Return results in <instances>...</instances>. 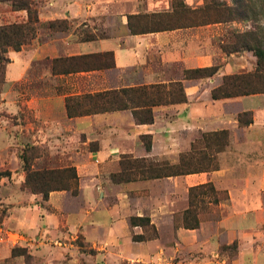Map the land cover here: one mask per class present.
I'll return each mask as SVG.
<instances>
[{"label": "crops", "instance_id": "obj_1", "mask_svg": "<svg viewBox=\"0 0 264 264\" xmlns=\"http://www.w3.org/2000/svg\"><path fill=\"white\" fill-rule=\"evenodd\" d=\"M41 1L45 2L39 7L41 23L67 21L69 28L49 29L46 33L40 30L20 51L9 50L0 107L15 117L24 112L22 107L34 110L44 126L25 129L37 145L74 156L80 194L55 191L45 201L41 194L22 190L24 175L16 157L9 162L10 174L0 176V207L6 209L0 222V239L7 233L18 235V246L27 248L42 264H84L83 259L93 264H168L183 252L207 254L235 240L242 247L255 246L263 236L260 231H264V111L258 95L212 99V90L220 86L219 79L233 71L228 58H222L223 65L219 63L221 55L213 46L214 31L210 33L213 27L132 33L129 16L171 13V0ZM195 1L186 3L193 5ZM106 53L113 54V67L59 71L61 60L63 69L70 66L67 59ZM174 65L187 71L219 66V72L200 82L182 79L187 101L153 107L158 114L153 124H138L131 110L68 116V96L168 85L171 81L163 80L160 73L162 67ZM134 69L141 75L130 80L124 72ZM110 72L117 73L115 79H106ZM35 82L48 84L49 88L44 86L40 95H34L30 88ZM66 88L73 93L65 95ZM249 102L252 106L246 111L253 113V123L241 128L239 114ZM256 102L258 105L253 104ZM22 127L14 128L24 131ZM220 131H233L236 137L217 154L216 170L124 183L112 180L124 156L169 160L178 165L182 153L192 148L194 134ZM144 135L152 138L150 151L141 139ZM77 136L86 139L73 142ZM20 138L10 139L7 128L0 127V165H4L3 158L23 146L17 144ZM91 143H96L97 149L88 157L97 158L96 163L80 156V149ZM206 184L228 193V201L220 203L225 215L216 223L201 222L198 229L176 226V215L189 208L190 190ZM132 218H149L156 234L145 238L148 231L142 225L132 226ZM135 236H143L144 240L136 241ZM80 238L96 251L93 256L82 253ZM57 241L64 246L55 245ZM14 248L0 242V264H25L23 257L13 255Z\"/></svg>", "mask_w": 264, "mask_h": 264}, {"label": "rangeland", "instance_id": "obj_2", "mask_svg": "<svg viewBox=\"0 0 264 264\" xmlns=\"http://www.w3.org/2000/svg\"><path fill=\"white\" fill-rule=\"evenodd\" d=\"M34 2H35L34 4L35 9L37 10L39 15V7L40 5H45V2L41 0H39L38 3L36 0H34ZM183 2L185 6H187L190 9L189 12L184 11V9L181 7ZM208 5L209 7H211V9L206 8V6ZM246 5L247 8H245ZM171 6L173 11L178 12L177 15L174 16V21L188 24L187 25L188 27H202L207 25H211L213 27V29H210V33L211 31H214L215 37L213 39V46L215 53L221 55L220 56L221 59L219 60V63L223 65L224 61L222 60V58L226 57L228 58V62L232 64V68H233L232 73L224 76L222 79H219L218 82L220 83V86H218L215 89H219L222 87L221 93L224 92V93H232V94H237V92H245L246 90L247 91H252L254 89L262 90V93L250 94V95H238V96L234 95L232 97L223 98V99H233L239 97H250L253 95H258L260 96L259 98L260 107L264 111V74L261 73L260 78H258L257 80H253L252 83L248 85L245 84L244 85L245 88L242 90H240L239 87L236 88L237 85L233 87L231 85V80L226 79L228 77H233L235 75H243V74L246 75V74L256 73V70L258 68V58L255 56L254 51L250 50V45H254V46L257 45L259 49L264 50V0H197L193 5H188L186 3V0H171ZM231 9H233L234 13H231ZM27 22L29 21H28V13L26 11H15L11 2H5L0 4V25L13 24V23L22 24ZM51 24L52 22L41 23L39 19V23L31 24L32 25L31 35L35 36L36 33H39L40 30L42 31V33L49 32V29L53 31L59 30L58 28H51ZM209 45H210V40H209ZM9 50H13V49H9ZM5 58H8L10 60L8 54H5ZM51 61L52 60H50L49 62L51 63ZM61 61L62 62L58 64L59 71L61 70L64 71L67 69L73 70L80 67V66L76 67L75 64L73 63L70 64V66L66 65L65 68L60 69V66L64 65L63 64L64 60ZM4 63L6 64V69H7V66L10 62L9 63L4 62ZM41 63L46 64L47 61H43ZM213 67L219 68V66H213ZM162 69L163 70L160 73L161 78L163 80H167L171 82L168 85L166 84L165 88L160 89L158 94H156L155 91L149 92V96L147 97L146 101H148L150 105L154 104L155 102L157 104H160L155 107L173 105V104H163V103L164 101L166 102L173 100L174 98H177V95L180 92H179V88L174 85L180 84L182 89H184V85L181 81L182 79L200 82L201 79L212 78L219 72L218 71L213 76H212L213 73L212 70L198 74H192L191 72H188L187 70L182 68V66L180 65H174L173 67L171 66L162 67ZM261 71L262 72L264 71V64L262 65ZM124 74L131 76L128 78H131L130 80H132V78L136 79L139 74L141 75V72L140 70L134 69L130 71H125ZM116 76L117 73L110 72L108 73L106 79L113 80L116 78ZM5 77H6V71H5ZM4 82L5 79L0 85V91L3 88ZM132 82H134V80ZM44 86L49 88L48 84H45L43 82L42 83L35 82V84L31 86L30 91L34 95H40L39 93L45 89ZM134 88H139V87L137 86ZM26 89L24 87L22 88V91L25 94H27L26 92H28ZM215 89L212 90V93ZM64 91H65L64 92L65 95H71V93H73V91L69 92L68 88H66V90L64 89ZM78 93L79 91H77V94ZM30 97H31L30 94H28L27 98ZM68 97H72V96H68ZM259 99H255V100H259ZM253 104L258 105L257 102ZM248 106H252V103L249 102V105H247V107ZM22 108L24 109V112H20L19 117H15L11 113H7L3 111L0 107V127L7 128L10 139H14V138L16 139V137H21L17 144L20 143L21 145H23L19 147L18 152H13L10 154L9 157L6 156V158H3L4 165L3 163L1 164L2 167L0 168V176L2 174L7 176L10 174L11 166L9 165V162H11L12 160L15 161L16 157H18L22 164V169L20 172L22 173V175H24V181L21 185V188L24 191L34 193V191L30 187L24 189V185L27 179V171H25L23 168L24 160L22 159V156L27 160L28 164L31 166L33 171L43 170V169L64 170L67 168H74L76 170V175L78 179L76 180L72 179L73 173L63 172L57 175L56 182L52 183L50 185V188L58 189V191H69L72 195L75 196L79 195L80 178H79L78 170L76 166H74L76 165V160L72 159V157L74 156L72 154L64 155L62 151L59 152H57L56 150L54 151L46 145H37L36 144L37 141L34 138H32L30 134H28L27 129H25V126L26 128L28 127L29 129H31L30 128L31 126L35 130H37V129H42L44 125L40 122L34 110L29 109L28 106ZM244 109L245 110L239 114V119L241 117L242 122L247 123L251 119L253 120V113L246 111L251 109L249 107ZM157 110H160V108ZM157 115L158 114H155L153 111V117L155 118V116ZM15 125H23L22 128H24V131H22V129L16 131L14 128ZM247 126L244 124H240L241 128ZM227 132H228L227 142L229 145L230 140L236 137V134L233 131H227ZM207 135L209 134L208 133L205 134L202 132H198L193 135L194 142H192V148L190 149V151L182 153L180 158V163L176 165L178 169L177 171L199 172L206 169H212L213 167L218 168L217 150H219V148L221 147L220 146L221 142L217 143L216 139H212L210 137L207 138ZM58 137L60 138V136ZM85 139H86L85 136H77L75 137L73 142H75L76 140L77 142H80V141H84ZM208 143H210L209 151H208L209 152L208 157H210V159L204 157V153H206L207 151H203ZM96 149H97L96 143H91L90 146H86L82 150L80 149L81 152L80 156H86L85 157L86 159L88 158L89 161L96 163L97 158L88 157L90 156L89 153L96 151ZM128 158H130V156H124L122 158V161ZM214 158H216V160ZM52 159L55 160L53 163H52ZM160 162L161 163L166 162L169 163L170 165H174L169 160H164ZM117 169L118 171L115 174H118L120 172L121 165H119ZM40 187L41 186L38 187V190H40ZM41 190H44V188L42 187ZM204 192H205L204 189H198L193 191V197L194 196L196 197V199L194 200V203L196 204L195 215L198 217L200 225L201 222L216 223L217 221L222 219L225 213H222V209L220 208V203L223 202L226 203L229 198L228 193L224 191H220V192L216 191V193H213L211 190H208V193L203 194ZM190 203L191 202L189 201V206ZM185 212L186 210L176 215V220H175L176 226H181L185 228L183 222ZM5 214H6V209L0 207V222L3 220ZM140 224H142L143 228H145L148 231L147 235L144 236L145 238H151L156 234L153 226L147 225L146 222H140ZM200 225L198 228H200ZM260 233L263 236L259 240L255 241L257 242L255 246L249 244L248 246L242 247L240 246L239 240H235L231 243H223L220 247H217L214 250L211 249L207 254L200 252V253H196L195 255L193 254L191 255L190 253L185 255L183 252L181 256L177 255L172 257V260L168 264H264V231H260ZM20 241L21 238L13 233L11 234L7 233L6 236L3 235L2 238L0 239V242H4V243L6 242L15 246L16 248L13 249V255L15 257L17 256L23 257L25 264H42L39 260L37 261V258L34 255L30 254L27 248L18 246ZM78 244L81 247L82 253L92 256L96 253V251L92 250L89 246L84 244L81 238L78 240ZM55 245L60 247L64 246V244L62 245V242H58V241L55 242ZM241 247L243 250L241 249ZM252 253H255V255H252ZM83 263L93 264L91 261H85V259H83ZM7 264H18V263L14 261ZM139 264H144V263H139Z\"/></svg>", "mask_w": 264, "mask_h": 264}, {"label": "trees", "instance_id": "obj_3", "mask_svg": "<svg viewBox=\"0 0 264 264\" xmlns=\"http://www.w3.org/2000/svg\"><path fill=\"white\" fill-rule=\"evenodd\" d=\"M11 2L15 11H26L28 13V21L27 23H13V24H5L0 25V85L5 79V71H6V63H9L10 60L5 58V54H8L9 49H13L15 51H20L25 45L32 42L35 38L34 35H31V24L39 23V15L37 10L35 9L34 0H0L1 3ZM212 6V5H211ZM239 6V5H238ZM181 7L184 11H190V9L185 6L184 2ZM207 9H211V7L206 6ZM247 8V5L245 6ZM177 11H173L171 13H162V14H153V15H135L129 16V26L132 33H150L161 30H169L175 28H183L188 27V24L174 21V16L177 15ZM231 13L233 9H231ZM51 28H58L59 30H66L69 28V22L67 21H55L52 22ZM87 39H91L93 37H86ZM250 50L254 51L255 56L258 58V68L255 74H243V75H235L233 77H228L226 79L231 80V85L236 88L239 87L240 90L245 88V84H250L253 80H257L260 78L261 73L264 74V71H261L262 65L264 64V50L259 49L257 45H250ZM102 59L107 60L105 63H100ZM70 64H75V66H80L77 69H67L64 73L73 72H81V71H90L91 69L101 68V67H113L114 66V56L112 53H106L104 55H91V56H83L67 59ZM217 68V69H216ZM212 70V76L215 75L218 71V67L208 68V69H197V70H188L192 74H198L205 71ZM179 88V94L177 98H174L170 101H164L163 104H179L187 101L186 94L184 89H182L180 84H175ZM166 85H150V86H141L139 88H123L120 90H112L107 92H102L98 94H86L83 96H72L68 97L66 100V107L68 116L70 118L75 117H83L90 116L95 114L102 113H111L117 111H125L131 110L133 112L134 118L138 124H153V107L160 105L156 102L154 104H149L147 97L149 96V92L155 91L158 94L159 90L165 88ZM222 88V87H221ZM215 89L212 93V97L214 100H220L223 98H229L232 96L238 95H250L262 93L261 89H254L252 91L245 92H237V94L232 93H224L222 89ZM179 97V98H178ZM240 124L250 125L253 123L251 119L247 123H243L241 117L239 119ZM227 131L215 132L213 134L207 135V138L210 137L212 139H216L217 143H220L221 147L217 150V154L224 151V149L228 145ZM146 150L150 151L152 147V138L149 135H144L141 137ZM219 141V142H218ZM209 145L207 144L206 148L203 151H207L204 153V157L210 159L208 157ZM24 160V170L27 171V179L24 185V189L30 187L34 194H42L43 199L47 201L50 197V193L54 191H58V189H51L50 185L57 180V175L60 173H73L72 179H78L76 175V170L74 168H67L64 170L59 169H43L33 171L31 166L28 164L27 160L22 156ZM216 160V158H214ZM125 161V162H124ZM124 162V163H123ZM121 170L118 174L112 175V180L115 183H124L136 180L143 179H157V178H166V177H174L179 175H185L189 173H198V172H184L177 171L176 165H170L166 162H155L153 160L143 158V159H133L128 158L124 159L120 163ZM216 167L212 169H206L199 172H208L212 170H216ZM3 175V174H2ZM40 190H38V187ZM44 190H41V188ZM198 189H204L205 192L203 194L208 193V190H211L213 193H216L212 184H206L197 188L191 189L190 192V206L184 213V226L187 229H196L199 227L200 222L196 214V204L194 200L196 197H193V191ZM65 190V189H64ZM140 222H146L147 225H150L149 218H132L131 224L132 226L142 225ZM134 239L136 241H143V236H135Z\"/></svg>", "mask_w": 264, "mask_h": 264}]
</instances>
